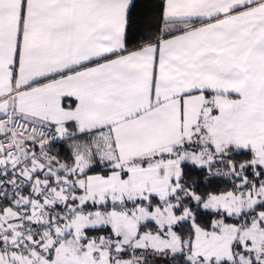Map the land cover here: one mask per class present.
Returning <instances> with one entry per match:
<instances>
[{
  "label": "snow or ice",
  "instance_id": "1",
  "mask_svg": "<svg viewBox=\"0 0 264 264\" xmlns=\"http://www.w3.org/2000/svg\"><path fill=\"white\" fill-rule=\"evenodd\" d=\"M0 264H264V0H0Z\"/></svg>",
  "mask_w": 264,
  "mask_h": 264
}]
</instances>
